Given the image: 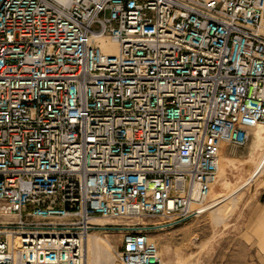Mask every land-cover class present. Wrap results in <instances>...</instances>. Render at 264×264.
<instances>
[{"label":"built area","instance_id":"obj_1","mask_svg":"<svg viewBox=\"0 0 264 264\" xmlns=\"http://www.w3.org/2000/svg\"><path fill=\"white\" fill-rule=\"evenodd\" d=\"M259 126L264 0H0V264H85L97 219L198 217ZM116 227L122 264H167Z\"/></svg>","mask_w":264,"mask_h":264},{"label":"rangeland","instance_id":"obj_2","mask_svg":"<svg viewBox=\"0 0 264 264\" xmlns=\"http://www.w3.org/2000/svg\"><path fill=\"white\" fill-rule=\"evenodd\" d=\"M220 156V178L202 214L167 229L154 217L105 219L90 239L91 264H122L125 230L117 225L144 228L167 264H264V128L245 147L224 145Z\"/></svg>","mask_w":264,"mask_h":264},{"label":"bare ground","instance_id":"obj_3","mask_svg":"<svg viewBox=\"0 0 264 264\" xmlns=\"http://www.w3.org/2000/svg\"><path fill=\"white\" fill-rule=\"evenodd\" d=\"M107 49L109 50V52L115 53L116 52V45L112 41H109V46H107ZM261 128H264V126H259V127L255 128L254 131L259 130ZM7 220H11V219L7 218ZM95 223L97 225H99L100 229H104V227H105V219H97V220H95ZM95 235H97V233L90 234L88 239H87V242H86V262H85V264H91V262H93V263L95 262L94 261L95 257H94V253L92 252L91 242H90V239L93 238Z\"/></svg>","mask_w":264,"mask_h":264}]
</instances>
